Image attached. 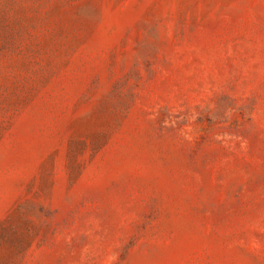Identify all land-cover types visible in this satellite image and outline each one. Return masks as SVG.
<instances>
[{
	"label": "rangeland",
	"instance_id": "obj_1",
	"mask_svg": "<svg viewBox=\"0 0 264 264\" xmlns=\"http://www.w3.org/2000/svg\"><path fill=\"white\" fill-rule=\"evenodd\" d=\"M0 264H264V0H0Z\"/></svg>",
	"mask_w": 264,
	"mask_h": 264
}]
</instances>
